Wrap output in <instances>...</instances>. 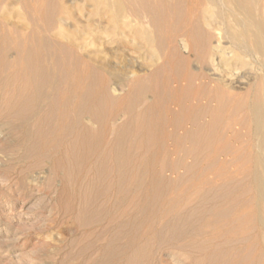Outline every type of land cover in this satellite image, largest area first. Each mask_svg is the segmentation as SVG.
I'll list each match as a JSON object with an SVG mask.
<instances>
[{"label":"rangeland","instance_id":"rangeland-1","mask_svg":"<svg viewBox=\"0 0 264 264\" xmlns=\"http://www.w3.org/2000/svg\"><path fill=\"white\" fill-rule=\"evenodd\" d=\"M66 1H74L64 14L74 41H83L92 25L99 41L89 50L102 51L100 61L112 66L125 59L124 72L134 66L135 94L102 116L82 113L83 119L67 53L56 82L38 87L18 51L0 46V264H264L256 193L245 165L255 140L241 124L243 113L228 106L214 132L204 135L198 157L189 153L196 141L185 137L195 127L177 116L173 100L169 111L155 108L161 112L154 114L146 149L130 105L133 95L154 85L149 67L126 56L120 42L108 43L107 15L95 16L84 0ZM19 9L30 11L23 2ZM23 20L34 25L30 15ZM37 22L45 34V19ZM247 60L239 66L241 93L264 74ZM158 67L166 68L163 76L175 73L164 62ZM183 82L168 83L172 96H179ZM199 104L217 107L207 98ZM211 118L203 113L199 125L206 129Z\"/></svg>","mask_w":264,"mask_h":264},{"label":"bare ground","instance_id":"bare-ground-1","mask_svg":"<svg viewBox=\"0 0 264 264\" xmlns=\"http://www.w3.org/2000/svg\"><path fill=\"white\" fill-rule=\"evenodd\" d=\"M22 2L30 11L21 12L19 5ZM84 2L95 8V16L107 15L108 25L104 29L111 40L109 42L106 38L108 43L120 42L123 51H127L126 56L129 54L132 60L138 57L149 67L148 75L154 85L139 90L133 95L135 98H131L134 104L130 105L136 134L146 149L153 141L151 127L152 119L155 121L157 116H154L157 113L155 108L161 106L169 111L173 100L180 107L177 116L189 120L195 127L185 137L196 141L189 152L196 156L204 135L214 132L228 106H232V113H243L241 124L255 140V145L250 147L251 158L245 161V165L250 168L249 178L256 193L255 219L264 235V74L255 75L254 84L247 92L238 90L245 81L239 76L243 69L239 66L246 64L247 58L252 60L254 72H264V0ZM73 3L66 0H5L0 12V46L9 45L18 51L21 60L26 61V67H30V78L38 87L56 82L60 69L64 68L62 63L66 61L63 53H67L73 72L71 84L81 102L78 114L94 116L100 111L98 116H102L104 109L112 103L123 102L129 94L130 97L135 94L131 93L130 82L137 80L138 75L134 66L123 71L125 59H118L120 66H112L100 61L102 51L89 50L99 41L92 36V25L87 28L88 36L83 41H74L71 28L64 19ZM27 15L34 19V25L29 21L23 23ZM41 18L45 19V34L37 22ZM30 26L33 27L32 33H27ZM228 48L231 52H227ZM162 62L172 67L175 73L163 76L166 68L158 67ZM170 81L185 82L179 88V96H172ZM205 87L208 92L203 91ZM149 92L153 94L152 100ZM203 98L216 101L217 107L212 109L199 104ZM146 101L150 102L139 110V105ZM206 112L212 118L210 126L205 129L199 121ZM84 115L83 119L86 118ZM87 119L91 123V118ZM172 122L177 127L181 124ZM227 127L230 129V124Z\"/></svg>","mask_w":264,"mask_h":264}]
</instances>
